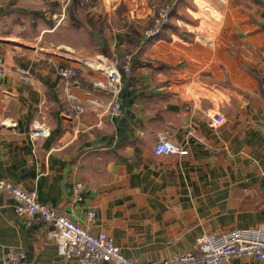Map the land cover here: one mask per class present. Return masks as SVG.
Listing matches in <instances>:
<instances>
[{"label":"crops","instance_id":"0c3cea01","mask_svg":"<svg viewBox=\"0 0 264 264\" xmlns=\"http://www.w3.org/2000/svg\"><path fill=\"white\" fill-rule=\"evenodd\" d=\"M168 3L171 22L147 37L155 11ZM58 10L52 0H0V62L7 68L0 78V177L107 232L139 262L195 251L206 233L264 222V0H73L60 23L52 18ZM125 55L131 68L114 115L113 92L94 84L106 74L76 61L122 63ZM67 59L80 68L70 91L58 74ZM77 103L84 107L79 117ZM215 113L225 118L218 128L209 125ZM38 120L51 123L48 137H31ZM166 130L186 154L155 153ZM77 183L84 185L79 193ZM14 205L0 190V264L10 246L22 248L28 264H80Z\"/></svg>","mask_w":264,"mask_h":264},{"label":"built area","instance_id":"2783aa9c","mask_svg":"<svg viewBox=\"0 0 264 264\" xmlns=\"http://www.w3.org/2000/svg\"><path fill=\"white\" fill-rule=\"evenodd\" d=\"M59 10L53 13L58 23L66 18L67 8L73 0H52ZM89 2L91 0H83ZM173 5L163 4L155 11L152 26L145 30L149 38L160 35L163 29L171 22ZM85 63L89 67L97 68L104 72L107 81H96L94 84L99 89H108L113 92L111 111L119 115L122 103L120 93L123 73L130 71L131 55H125L124 61L119 63L116 58L99 57L95 60L76 61ZM75 60L67 59L58 65V74L67 80L66 90L70 91L73 84L78 85L77 77L80 72ZM7 68L0 62V78L6 76ZM71 99H78L68 92ZM93 104H96L93 102ZM75 116L79 117L84 110L81 103L75 104ZM225 118L220 113L210 116L209 125L213 128L220 127ZM52 125L49 121L38 120L31 128V137L39 139L51 134ZM170 130L160 135L155 146L157 155L179 154L184 155L187 150L174 142ZM83 183H77L75 190L79 193ZM0 190L12 195L15 200V212L26 218L29 226L48 227V236L57 241L59 252L66 258H75L80 264H223L233 258L253 257L264 259V222L248 228H237L221 234L206 233L198 237L195 251L182 253L175 258L162 262H139L128 258L115 244L113 238L105 231L94 232L87 224L75 221L68 216L57 212L56 209L37 200L34 193L27 191L19 185L0 177ZM80 199V196H78ZM95 212L88 214L89 221L93 220ZM3 264H28L27 253L20 247L10 246L4 252Z\"/></svg>","mask_w":264,"mask_h":264}]
</instances>
